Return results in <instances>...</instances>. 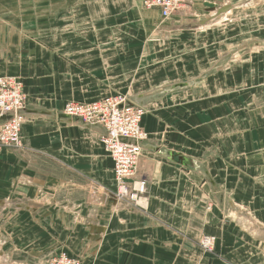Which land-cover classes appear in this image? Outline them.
Wrapping results in <instances>:
<instances>
[{
  "label": "crops",
  "instance_id": "0c3cea01",
  "mask_svg": "<svg viewBox=\"0 0 264 264\" xmlns=\"http://www.w3.org/2000/svg\"><path fill=\"white\" fill-rule=\"evenodd\" d=\"M142 1L0 0V77L25 96L20 148L0 149V264H264V20L244 22L264 0L166 20ZM116 94L145 110L144 209L115 203L104 129L61 112Z\"/></svg>",
  "mask_w": 264,
  "mask_h": 264
},
{
  "label": "built area",
  "instance_id": "2783aa9c",
  "mask_svg": "<svg viewBox=\"0 0 264 264\" xmlns=\"http://www.w3.org/2000/svg\"><path fill=\"white\" fill-rule=\"evenodd\" d=\"M186 0H143L144 9L159 10L163 20L182 12ZM25 96L21 83L10 77H0V116L10 118L0 123V149L20 148V132L25 121ZM62 114L77 118L90 126H101L105 133L99 141L113 162L115 192L113 198L119 206L131 209H144L146 205V182L136 178L141 156V144L148 135L140 127L145 114L144 108L135 107L127 96L116 94L88 104L66 103ZM214 238L202 236L200 246L211 252ZM48 264H82L80 258L60 254L52 257Z\"/></svg>",
  "mask_w": 264,
  "mask_h": 264
},
{
  "label": "rangeland",
  "instance_id": "374dc122",
  "mask_svg": "<svg viewBox=\"0 0 264 264\" xmlns=\"http://www.w3.org/2000/svg\"><path fill=\"white\" fill-rule=\"evenodd\" d=\"M143 2V1H142ZM256 1H254L253 2V5L251 4V2H250V4L252 5V6H249V8H248V10L249 11H251V10H253L254 8H256ZM248 14V13H247ZM251 13H249L248 15H246V19H244V22L245 21H251L250 22V25H251V23H252V25H257V23L256 22H260V21H263L264 20V15H262V14H260V13H258V12H254L252 15H250ZM243 15V13L241 12V13H238V16H237V18H238V21H236L235 20V22H236V24H238L239 26L240 25H242V21L241 20H239V18H241V16ZM237 18H235V19H237ZM161 20H163L162 18H161ZM247 31L248 32H251V33H253V32H255V30H248L247 29ZM245 32H246V30H245ZM120 95H122V94H120ZM124 96H126V95H124ZM148 135V134H147ZM105 152V151H104ZM106 153V152H105ZM107 155V154H106Z\"/></svg>",
  "mask_w": 264,
  "mask_h": 264
},
{
  "label": "water",
  "instance_id": "95a60500",
  "mask_svg": "<svg viewBox=\"0 0 264 264\" xmlns=\"http://www.w3.org/2000/svg\"><path fill=\"white\" fill-rule=\"evenodd\" d=\"M24 112V111H23ZM10 118L9 115H3V116H0V123H3L5 121H7L8 119ZM69 120H72V121H79L81 122L80 120H78L77 118H69L67 117Z\"/></svg>",
  "mask_w": 264,
  "mask_h": 264
}]
</instances>
